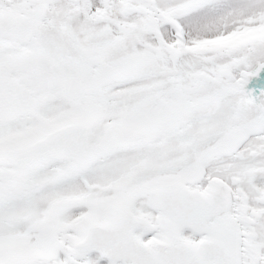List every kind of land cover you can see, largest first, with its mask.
Returning <instances> with one entry per match:
<instances>
[{
    "label": "snow or ice",
    "instance_id": "6c2138e0",
    "mask_svg": "<svg viewBox=\"0 0 264 264\" xmlns=\"http://www.w3.org/2000/svg\"><path fill=\"white\" fill-rule=\"evenodd\" d=\"M0 264H264V0H0Z\"/></svg>",
    "mask_w": 264,
    "mask_h": 264
}]
</instances>
